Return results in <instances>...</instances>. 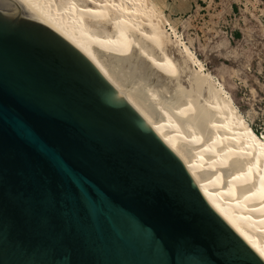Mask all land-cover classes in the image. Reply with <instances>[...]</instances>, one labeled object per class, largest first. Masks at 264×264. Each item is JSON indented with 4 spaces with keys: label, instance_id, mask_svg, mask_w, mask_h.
Listing matches in <instances>:
<instances>
[{
    "label": "water",
    "instance_id": "95a60500",
    "mask_svg": "<svg viewBox=\"0 0 264 264\" xmlns=\"http://www.w3.org/2000/svg\"><path fill=\"white\" fill-rule=\"evenodd\" d=\"M0 264H264L94 65L0 11Z\"/></svg>",
    "mask_w": 264,
    "mask_h": 264
},
{
    "label": "bare ground",
    "instance_id": "6f19581e",
    "mask_svg": "<svg viewBox=\"0 0 264 264\" xmlns=\"http://www.w3.org/2000/svg\"><path fill=\"white\" fill-rule=\"evenodd\" d=\"M135 1L0 0V11L26 10L81 52L264 262V140L148 0Z\"/></svg>",
    "mask_w": 264,
    "mask_h": 264
},
{
    "label": "rangeland",
    "instance_id": "374dc122",
    "mask_svg": "<svg viewBox=\"0 0 264 264\" xmlns=\"http://www.w3.org/2000/svg\"><path fill=\"white\" fill-rule=\"evenodd\" d=\"M148 2L166 33L177 35L248 125L264 136V0Z\"/></svg>",
    "mask_w": 264,
    "mask_h": 264
},
{
    "label": "trees",
    "instance_id": "16d2710c",
    "mask_svg": "<svg viewBox=\"0 0 264 264\" xmlns=\"http://www.w3.org/2000/svg\"><path fill=\"white\" fill-rule=\"evenodd\" d=\"M130 1L136 2L135 0H130ZM236 36H237L238 38L241 37V35H240L239 33L236 34ZM252 130L255 132L256 135L259 133L258 130H257L256 128H253ZM257 136H258V135H257ZM258 137H260V136H258ZM260 138H264V136H262V137H260Z\"/></svg>",
    "mask_w": 264,
    "mask_h": 264
}]
</instances>
